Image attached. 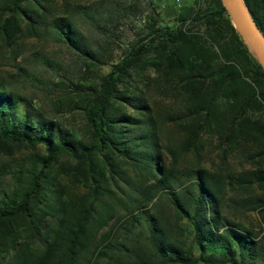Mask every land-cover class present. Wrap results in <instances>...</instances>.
Segmentation results:
<instances>
[{
	"label": "trees",
	"instance_id": "trees-1",
	"mask_svg": "<svg viewBox=\"0 0 264 264\" xmlns=\"http://www.w3.org/2000/svg\"><path fill=\"white\" fill-rule=\"evenodd\" d=\"M59 1L61 16L46 0H0L5 44L24 24L32 36L65 45L91 72L106 63L86 26L109 40L124 14L139 25L108 73L82 76L76 85L86 138L0 86V148L44 150L7 171L11 187L0 188V264H264L262 238L224 214L221 178L176 166L178 151L162 143L163 115L146 92L152 86L173 103L168 118L182 131L179 153L197 150L203 135L264 156V70L222 0L169 4L165 13L152 6L143 17L133 14L135 4L122 14L102 2L98 8ZM243 3L264 35V0ZM63 158L71 163L62 175ZM252 174L230 184L264 185L263 171ZM165 206L185 223L184 239L171 235ZM258 206L264 221V203Z\"/></svg>",
	"mask_w": 264,
	"mask_h": 264
},
{
	"label": "rangeland",
	"instance_id": "rangeland-1",
	"mask_svg": "<svg viewBox=\"0 0 264 264\" xmlns=\"http://www.w3.org/2000/svg\"><path fill=\"white\" fill-rule=\"evenodd\" d=\"M167 1V6L172 4L175 8L182 9L183 6L205 7L211 0H181L180 7L174 0ZM70 2L90 4L94 7L102 2L106 10L115 8L120 13L122 8V14L125 7L135 4L133 14L142 17L148 14L150 7L153 8L147 0H70ZM46 3L56 16H61L63 10L59 0H46ZM167 6L154 7L157 13H165ZM124 17L120 31L114 30L117 33H114L109 40L101 38L88 26L84 28V33L103 55L106 63V65L98 64V67L91 72L86 71V66V70L84 69L83 61L65 45L52 37L32 36L24 24L23 31L10 45H6L0 36V86L32 102L46 118L56 120L63 129L77 132L80 137L86 138V120L83 111L80 110L81 104L76 85L84 82L81 81L82 76L89 80H97L98 76L108 73L111 65L120 60L125 46L134 40L133 29L139 25L134 16L124 14ZM146 92L155 112L165 117L160 118V137L164 145L178 151L176 166L201 168L217 174L223 182L221 204L224 214L247 227L264 241V221L260 214L262 207L258 206L259 202L264 203V185L230 184L231 180L237 182L245 177L252 178V173L255 171L264 172V156H255L258 149L254 147L233 151L220 140L203 135H200V145L197 150L193 148L191 152L179 153L180 147L183 146L182 131L168 118L175 111L173 103L152 86L146 89ZM37 153L42 155L44 150L33 151L14 145L0 148V173H5L6 177L0 180V188L11 187L12 181L7 171L28 165ZM166 158L167 162L173 163L172 157L166 156ZM70 163L67 158L62 159L59 165L63 170L62 175L68 171ZM62 181L81 193L80 188H76L69 177L62 176ZM162 212L171 235L176 239H184L180 229L185 227V223L177 224L168 206H165Z\"/></svg>",
	"mask_w": 264,
	"mask_h": 264
},
{
	"label": "water",
	"instance_id": "water-1",
	"mask_svg": "<svg viewBox=\"0 0 264 264\" xmlns=\"http://www.w3.org/2000/svg\"><path fill=\"white\" fill-rule=\"evenodd\" d=\"M232 24L264 70V35L256 27L243 0H222Z\"/></svg>",
	"mask_w": 264,
	"mask_h": 264
},
{
	"label": "built area",
	"instance_id": "built-area-1",
	"mask_svg": "<svg viewBox=\"0 0 264 264\" xmlns=\"http://www.w3.org/2000/svg\"><path fill=\"white\" fill-rule=\"evenodd\" d=\"M148 1V3H149V5H151V6H157V5H160V8H164L165 6H167V0H147ZM174 2H175V4L177 5V6H179L180 7V3H181V0H174Z\"/></svg>",
	"mask_w": 264,
	"mask_h": 264
}]
</instances>
